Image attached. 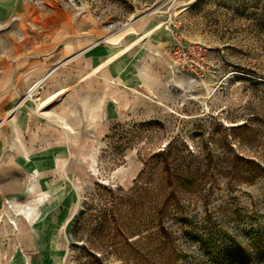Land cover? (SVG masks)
Returning <instances> with one entry per match:
<instances>
[{"label": "rangeland", "instance_id": "1", "mask_svg": "<svg viewBox=\"0 0 264 264\" xmlns=\"http://www.w3.org/2000/svg\"><path fill=\"white\" fill-rule=\"evenodd\" d=\"M66 17L148 48L106 121L63 112V152L21 88L19 141L0 130V264H264V0H0V69ZM35 117L36 150L4 168Z\"/></svg>", "mask_w": 264, "mask_h": 264}, {"label": "crops", "instance_id": "2", "mask_svg": "<svg viewBox=\"0 0 264 264\" xmlns=\"http://www.w3.org/2000/svg\"><path fill=\"white\" fill-rule=\"evenodd\" d=\"M133 24L137 35L134 39H138L149 25L145 17ZM102 34L103 30L97 26H85L79 20L66 17L50 24L46 37H32L28 49L0 69V130L8 131V126L11 127V136L19 141L21 130L16 123L17 112L24 101H28L27 98L20 100L21 88L29 91L35 87L32 95L40 93L46 101L45 115L38 117L51 123L58 117L59 124L53 123L45 131L48 141L44 151L48 153L63 152V132L64 137L76 136L77 129L72 126H68L69 132L63 131L65 110L75 115L79 111L85 114L91 111L90 121H106L108 115L103 107L116 104L118 98H129L136 91L131 76L133 53L138 46L148 48V37L126 49L132 42L118 44ZM138 62L133 61L134 64ZM89 107L95 108L89 110ZM88 119L85 117L84 122L90 123ZM35 121H29L26 130H22L24 138L28 139H24L23 145L2 146L4 168H14L10 161L21 162V154L30 155L36 150L32 138L34 131L38 132L36 123L40 120L35 117ZM23 166L31 168L29 161Z\"/></svg>", "mask_w": 264, "mask_h": 264}, {"label": "built area", "instance_id": "3", "mask_svg": "<svg viewBox=\"0 0 264 264\" xmlns=\"http://www.w3.org/2000/svg\"><path fill=\"white\" fill-rule=\"evenodd\" d=\"M34 89H35V87H33L32 89H30L29 91H28V95H27V97H32V94H33V91H34Z\"/></svg>", "mask_w": 264, "mask_h": 264}, {"label": "trees", "instance_id": "4", "mask_svg": "<svg viewBox=\"0 0 264 264\" xmlns=\"http://www.w3.org/2000/svg\"><path fill=\"white\" fill-rule=\"evenodd\" d=\"M162 163L165 165L166 168H168V160H167L166 156L163 159Z\"/></svg>", "mask_w": 264, "mask_h": 264}]
</instances>
